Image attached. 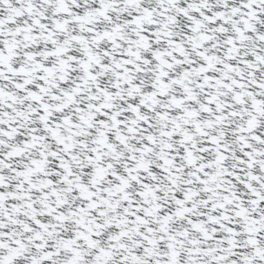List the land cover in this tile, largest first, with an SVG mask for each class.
I'll use <instances>...</instances> for the list:
<instances>
[{"label":"snow or ice","instance_id":"6c2138e0","mask_svg":"<svg viewBox=\"0 0 264 264\" xmlns=\"http://www.w3.org/2000/svg\"><path fill=\"white\" fill-rule=\"evenodd\" d=\"M0 264H264V0H0Z\"/></svg>","mask_w":264,"mask_h":264}]
</instances>
